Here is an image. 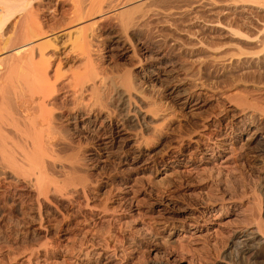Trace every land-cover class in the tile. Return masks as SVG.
Wrapping results in <instances>:
<instances>
[{
  "label": "bare ground",
  "instance_id": "1",
  "mask_svg": "<svg viewBox=\"0 0 264 264\" xmlns=\"http://www.w3.org/2000/svg\"><path fill=\"white\" fill-rule=\"evenodd\" d=\"M256 3L0 0V264H136L128 251L148 246L127 231L135 216L146 235L171 226L170 241L186 247L226 234L224 264L264 260V178L254 197H238L211 222L212 210L236 197L219 181L191 183L207 171H229L245 146L263 138L256 133L264 127V29L230 23L236 38L260 48L236 43L222 54L182 27L191 13L206 20L196 8L219 18ZM99 29L109 56L127 64H106ZM165 30H185L190 41ZM223 77L232 81L223 91L206 86ZM150 82L183 116L199 118L161 152L152 150L153 136L174 112L159 88L147 90ZM80 133L94 136V154ZM258 155L264 163V148ZM186 195L197 197L185 203ZM231 213L239 225L228 228L219 218ZM157 257L141 264L182 260Z\"/></svg>",
  "mask_w": 264,
  "mask_h": 264
},
{
  "label": "rangeland",
  "instance_id": "2",
  "mask_svg": "<svg viewBox=\"0 0 264 264\" xmlns=\"http://www.w3.org/2000/svg\"><path fill=\"white\" fill-rule=\"evenodd\" d=\"M176 1H179V0H176ZM256 1H258L259 4L258 3L254 4L255 7L249 6L248 7L249 9L246 8L247 11L238 9V12L232 14L233 16L231 14H224V15L222 14L219 17L220 19L217 16H215V14L213 12L209 11L208 9L206 10L205 8H202L200 10V8H196L195 12H200V14L204 13L203 15L206 14L205 15L206 20L207 19L212 20V22H213V20H215L214 23L211 24V21L209 23V21H206L203 18H197L195 16V13H191L190 16L186 17L187 19L185 22L187 23V25L185 24V22H183L186 26L183 25L182 27L183 28L189 27L188 29L190 32H192L191 33L192 36L196 35L197 39L202 36V38H204L208 42V44L210 45L209 47H211V48L214 47V48H216V50L219 49L218 51H220V50L223 51V53L220 51L222 54L230 53V52H232V50H235L240 45L244 49L245 48L246 49H254L255 48L254 50L259 49L260 46L258 47L257 44L256 45L258 48L256 46L253 47V45H255V43H257L256 41L250 42V41H247V39L243 38L244 39L243 40L240 37H239L240 38L239 39L238 38L239 35H237V38L239 40V42H237L238 40H237L235 34L233 35V32L229 31L228 28H226V26L228 27L229 24L232 23V24H234L233 26L236 29L237 28L243 29L246 27L247 30L246 29H244V30H246L248 32L250 31L253 33H255V31H256L255 28L253 30V27L258 26L257 29H260V30L264 29V0H256ZM240 9H243V8H240ZM209 15L210 16L212 15V17H210ZM225 16H226V18H225ZM247 19H248V21H246ZM216 20H217V22H216ZM220 20H222V21H220ZM244 21H246V22H244ZM249 21H250V23H249ZM215 22L219 23V24L217 25ZM242 22H244V23H242ZM205 23H206V26H204ZM222 23H223V26H222ZM240 23H241V25H244V26L239 25ZM245 24H248V25H245ZM250 24H251V26H250ZM201 25L203 27L200 28V30H199L198 27H200ZM104 31L105 30L99 29V30H96L95 32L100 33V34L97 33L98 37H101V35H102L101 38L97 37L98 39H96V41L98 42V44L97 43L96 44H97L98 49L100 50L102 56L104 58L106 57L105 58V60H107L106 64H108V66H114L116 64H120V65L127 64V62H125V60H123V59H119L117 57H115L116 58L115 59L114 57L112 58L109 56V51H108L109 44H108V39H107L108 37L105 36L107 32L106 31L104 32ZM168 31L170 33L171 32L176 33V34H178V36L181 35L180 37H182L187 42L190 41L189 39H187L188 38L186 35L187 32L185 30H183V31L178 30L177 32L165 30L166 33H169ZM66 39H64V40H66ZM236 43H238V46L236 45L237 47L232 46V44L235 45ZM68 45H69V43L65 42V44L63 46L65 48V47H68ZM0 46L2 47L1 44H0ZM249 47H252V48H249ZM226 50H227V53H226ZM70 66H71V63L66 64L63 70L65 72H67L69 70ZM218 72L221 74L222 71L219 70ZM230 81H231L230 78H227V80H226V78L223 77L222 79L220 78L219 81H217L216 79H213V78L212 79H206L205 83H206L207 87H217L223 91L224 88H226L228 85H230V83H232V81L231 82ZM153 85L154 84L150 82L148 84L149 88L147 87V90L149 91V89L151 90L153 87H155L157 89L159 88V87H156ZM159 89L161 91L159 98L163 99L164 100L163 102L166 103L168 105V107L170 108L168 110V112L169 113L174 112V114L171 117V119L163 127L162 133L160 135L153 136V139H155V143H154L152 150H154L156 152H161L162 150L167 149L169 146L174 144L173 140H175L176 137H178L180 134H185V133L191 131L192 128L195 126V125H193V124H195L193 122H195L199 119L198 117L192 118V117L183 116V114L178 109L177 105L175 103H173L172 101L168 100L167 98H165V95L163 92V87H161ZM213 107H214V105H212L210 107V109H208V111L211 112ZM252 129L256 130L255 127ZM256 135H259L260 137L262 136L263 137L262 140L259 142L258 141L257 142H251L249 144V146H245L246 152L244 153L243 158L240 161L236 162L238 165L236 164L235 167H233L229 171H225V172L222 171V173H220V175H218V173L216 171H214V172L213 171H210V172L207 171V172L203 173L201 176V177L205 178L203 181H198L197 179H194V178L192 179L191 183L195 184L196 187H198V188H200V186H202V185H200V183H202V182L219 181L222 189H224L225 191L230 193L234 198L236 197L235 200H233L231 202H227L224 206H222V208L219 209V212L217 209L216 210L213 209L211 212L210 222L215 221L214 217L216 215H218V214L223 215L228 209L232 210L233 207L227 208V206L233 205L232 203L240 201V199H237L238 197L241 198L242 196H244L246 194L248 199H249L252 196L253 197L255 196L254 195L255 194V188H256L257 184H259L262 181V179L264 178V163H262V158L258 155L259 150L264 148V127L258 129ZM246 136L247 135H244L243 141L246 140V138H247ZM80 142H82L85 145H88V147L90 149H92V153L95 152L93 150V146L96 145V140H95L93 135L89 136V135H85V134L80 133ZM245 142L247 143V141H245ZM92 158H93V156H92ZM95 159L96 158H93L91 160L92 164L96 163V162H94ZM153 171H155V169ZM152 178H153V176L150 172V179H152ZM197 190H199V189H197ZM195 195L199 196V193H197ZM196 197L197 196H195V198ZM185 198H186L185 203H187L188 201H191L193 199L188 195H186ZM241 199H243V197ZM181 204H183V203H181ZM176 216L178 217L179 215L177 214ZM135 218L137 220L130 221L131 225H129L127 227V231L133 233L136 237L141 238L146 243V245L149 247V248L148 247L147 248L146 247L145 248H137L136 247L134 250L130 249L131 252L128 251V255H129L128 258L129 259L133 258L132 260H133V262H136V264H141L142 261L153 259V258H156L157 256H158L157 258H164V259L165 258H171L172 261L174 258L175 259L176 258L182 259L181 261H179L178 264H189V262L192 260H194L196 263H200V264H211V263L213 264L214 262H217V264H219V263L224 264L225 262H228V263L230 262L228 260L225 261L226 259H224V257H223L224 253H222V252H224L223 250L226 248V245H227L226 234H223V236H219L217 239L216 238L211 239V237H210V239L207 241V243H205V245H203V246L201 244L203 243L204 240H201V241L199 240V245L194 246V247L193 246L186 247V246L179 245V243H175V242L170 241V239H169L170 237L168 234L172 230L171 226L167 227L166 229H160L159 234H157V236L150 237V236L146 235V233L143 232V230L141 231L140 225H138L139 224L138 221H140L143 218L139 217V219H138V216H135L133 218L130 217V220H133ZM219 220H222L223 222H225L226 223L225 226L228 228L239 225V219L237 218V216L235 214H232V213H231V215H228L226 217H220ZM200 224L201 225L205 224V220H201ZM209 224H211V223H208V225ZM100 229L98 232L100 235H103V233L106 232L104 230H107L105 226L100 228ZM188 229L192 230L191 227L187 226L186 230H188ZM116 234L119 235L120 237L123 236V233H120V231H117ZM0 239H1L0 243L4 242V235L2 232L0 233ZM215 240H217V241H215ZM214 241H215V243H214ZM262 262H264V260L261 259V261H259V263L264 264ZM230 264H233V262H231Z\"/></svg>",
  "mask_w": 264,
  "mask_h": 264
}]
</instances>
